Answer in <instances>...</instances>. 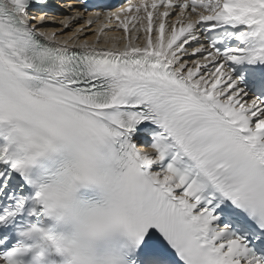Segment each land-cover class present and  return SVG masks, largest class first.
Returning <instances> with one entry per match:
<instances>
[{"label":"snow or ice","instance_id":"obj_1","mask_svg":"<svg viewBox=\"0 0 264 264\" xmlns=\"http://www.w3.org/2000/svg\"><path fill=\"white\" fill-rule=\"evenodd\" d=\"M96 7L0 0V264H264V0Z\"/></svg>","mask_w":264,"mask_h":264},{"label":"bare ground","instance_id":"obj_2","mask_svg":"<svg viewBox=\"0 0 264 264\" xmlns=\"http://www.w3.org/2000/svg\"><path fill=\"white\" fill-rule=\"evenodd\" d=\"M73 12H75V11L74 10L71 11L69 8H66V7L64 9H59L56 12L57 15L55 16V19H53L55 23H53V24L47 23L46 24V27H50L52 30H62L61 29V26L59 25L60 24V21H61V18L64 19L65 17H67L69 15H72ZM71 26H75V27L72 30H71L70 27L69 28H66L63 31H61L60 34L61 35L70 34L71 31H74L79 25H78V23H72ZM92 30H93V28H87L86 33L84 34V36L91 37ZM114 33H116V34L119 35L120 32H119V30L115 29L114 30Z\"/></svg>","mask_w":264,"mask_h":264}]
</instances>
